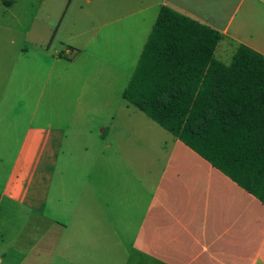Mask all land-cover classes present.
I'll return each mask as SVG.
<instances>
[{
	"label": "crops",
	"instance_id": "crops-1",
	"mask_svg": "<svg viewBox=\"0 0 264 264\" xmlns=\"http://www.w3.org/2000/svg\"><path fill=\"white\" fill-rule=\"evenodd\" d=\"M17 2L78 12L92 33L82 50L97 40L106 64L132 67L127 110L139 111L123 95L164 6L219 31L225 64L240 45L264 55V0H0L2 14L16 17ZM29 35L0 26V264H91L93 247L102 257L127 239L132 264H264V204L141 111L159 129L113 115L117 78L90 77L89 57L80 65L76 53L67 73L51 60L46 85L54 76L76 89L45 122L49 61L34 42L40 59L22 57ZM106 111L96 124L79 116Z\"/></svg>",
	"mask_w": 264,
	"mask_h": 264
},
{
	"label": "trees",
	"instance_id": "trees-1",
	"mask_svg": "<svg viewBox=\"0 0 264 264\" xmlns=\"http://www.w3.org/2000/svg\"><path fill=\"white\" fill-rule=\"evenodd\" d=\"M162 7L124 99L264 204V55Z\"/></svg>",
	"mask_w": 264,
	"mask_h": 264
},
{
	"label": "rangeland",
	"instance_id": "rangeland-1",
	"mask_svg": "<svg viewBox=\"0 0 264 264\" xmlns=\"http://www.w3.org/2000/svg\"><path fill=\"white\" fill-rule=\"evenodd\" d=\"M56 4L57 3H44L43 10L37 14L35 11L36 8L34 7L36 3L17 2L15 5L16 8H13V11L15 12L13 15L16 16L14 17L12 15H3L2 11L4 10V7L2 3H0V26H9L11 29H27V31L30 32L26 54L22 57L28 60L35 58L40 59L39 54H37L39 53V47L35 49L30 45L31 42H34L32 45L37 43L43 46V59L49 61V64L44 65L43 67L45 86V100L43 104L45 111L44 121L52 122V118H50L52 115L50 109L52 107L57 106L60 108L67 106V104L70 103L69 96L65 98L62 97L63 92H68V90L69 92H73L75 90L72 89H76V87H69L67 81L64 83L62 80L57 81V78H54L53 74L49 84L46 85V79L50 70V62L53 58H61V62L55 66V72L67 73V70H64V68L67 69V67L71 66L72 59L76 56V53H78L79 57L76 62L80 65L85 63L86 57H89V64L86 65V67L89 68L88 75H90V77L102 75L110 79L117 78L115 84L113 86L111 85L112 98L109 99L110 107H108L109 110H112L111 113L113 115L117 116L118 119L123 118L125 121L127 116L132 115L134 118L138 117L141 122L150 123L159 129L156 124L151 122L144 114L136 109L130 107L129 110H127L126 103L121 98V85L126 86L130 78L132 67H117L109 65V63L106 64L105 60L109 58V54L104 52L102 46L97 40L86 50H82L92 34L91 32L89 33L91 28H89V25L85 23L82 17H78V12L76 11H73L66 16L58 13L57 6H59V3ZM94 56L97 57L95 64L90 62L91 58ZM70 72L74 73V67L70 68ZM86 83L88 87H91L90 89L96 88L94 87L91 78L86 81ZM83 88L84 91L85 86ZM52 93L54 94V98L50 99ZM121 105L123 107L122 115L119 114V107H121ZM111 113L106 111L104 114L86 113L79 116L83 117L87 123L96 124L105 120L110 121L109 118ZM59 116L61 122L67 123V120L64 118V116H67L66 113L64 116L63 114H59ZM54 121L56 120L53 119V122ZM114 245L116 248L113 247ZM130 246L131 241L129 239L125 240L120 245L119 243L118 245H116V243H108V248L106 250L107 254L102 252V257L99 255V249L96 250L95 247H93L92 252L98 253V255L93 257L91 264H132V259L128 252Z\"/></svg>",
	"mask_w": 264,
	"mask_h": 264
}]
</instances>
